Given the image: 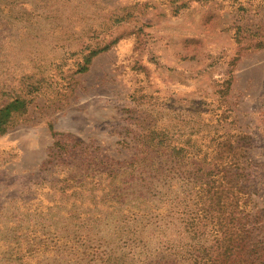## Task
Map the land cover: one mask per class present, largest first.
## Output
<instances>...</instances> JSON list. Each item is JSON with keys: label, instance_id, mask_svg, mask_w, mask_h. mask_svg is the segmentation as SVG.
<instances>
[{"label": "rangeland", "instance_id": "obj_1", "mask_svg": "<svg viewBox=\"0 0 264 264\" xmlns=\"http://www.w3.org/2000/svg\"><path fill=\"white\" fill-rule=\"evenodd\" d=\"M15 98L0 264H264V0H0Z\"/></svg>", "mask_w": 264, "mask_h": 264}, {"label": "trees", "instance_id": "obj_2", "mask_svg": "<svg viewBox=\"0 0 264 264\" xmlns=\"http://www.w3.org/2000/svg\"><path fill=\"white\" fill-rule=\"evenodd\" d=\"M93 53H96V52H93ZM89 60H90V57L88 58L87 61H89ZM26 107H27V100H25L23 98H15L0 108V134L4 133L7 130L9 123L14 118V116L16 114L23 113L26 110ZM216 191H218V190H216ZM222 192L223 191H220L219 194H221ZM217 194H218V192H217ZM246 233H247V231L243 230L242 238H244ZM239 245L240 244H238V246ZM240 247H241L240 250L243 252L242 253L243 259L238 260V263H240V264H255L254 259L251 258V253L253 251L252 250L248 251V249H247V247H245V245H240ZM234 248H235V245L232 243V245L229 247L230 254H227V256L229 255L231 257L228 259L229 261L232 259V256H233L232 251L234 250ZM255 253L256 252H254V254ZM233 263H231V264H233Z\"/></svg>", "mask_w": 264, "mask_h": 264}]
</instances>
